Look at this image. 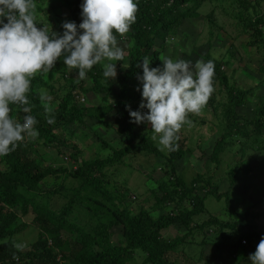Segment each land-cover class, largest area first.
Segmentation results:
<instances>
[{
  "label": "trees",
  "instance_id": "obj_1",
  "mask_svg": "<svg viewBox=\"0 0 264 264\" xmlns=\"http://www.w3.org/2000/svg\"><path fill=\"white\" fill-rule=\"evenodd\" d=\"M204 1L135 0L138 9L135 23L125 34H116L118 46L124 53L122 61L115 62L117 75L114 79L118 90L114 88V80L110 82L103 76V64L108 61L102 60L94 65L81 80L76 77V69L68 68L58 58V76L51 82L46 80L44 72H38L31 79L27 93L29 113L20 111L19 105H10L9 115L13 120L22 122L25 115L36 118L34 127L38 135L36 138L25 137L14 151L0 157V264H137L138 259V264H180L177 258H171V253L178 252L181 246L186 247L190 242L186 241L189 235L199 232L208 235L205 229L210 227L221 232L224 228L233 230L236 247L233 253L244 249L248 255L247 246L256 248L264 236V227L253 225L248 220V211L234 222H224L210 213L208 219L199 222L205 213L206 198L209 195L221 198L222 195L217 183H213L214 176L200 173L187 182L183 176L177 175V162L185 153L193 151L179 132V139L174 142L175 150L165 152L153 139L158 134L150 125L147 131L135 129L136 124L130 122L128 114V108L139 110L141 103L137 76L142 74V68L138 67L142 59L147 57L151 61L150 68L162 67L157 41L172 38L184 20L197 17V10ZM34 2L37 27L43 25L61 35L64 22L58 28L48 26L53 22L51 12H55L56 19L63 18L59 12L62 7L69 12L65 22L77 25L81 22L82 0ZM235 2L240 6L235 14L237 23L242 27L241 31L249 35V46H255L261 54L260 70L264 72V12L260 10L264 0ZM203 58L212 60L215 65L214 92L198 114L187 115L190 123H185L181 129L192 125L202 132L201 127L209 121L212 128L220 127L217 130L221 132L214 135L216 139L211 151L202 150L200 158L207 153L208 162L220 165L221 169L222 154L246 139V144L236 151L240 152V157L235 159L234 153L233 161L226 162L225 181L228 183L239 181L245 174L264 173V93L255 96L252 88L240 87L234 82L237 69L229 74L224 66L227 61L215 57L210 51ZM43 88L51 94L50 97L41 99ZM90 92L103 93V102L91 106L80 103L81 97ZM252 96L257 97L254 111H239L238 108L244 107ZM114 106H121L127 116V125L117 130L119 137H124L120 145L110 144L99 133V127L89 124L86 119L89 117L97 124L112 128L106 116ZM48 118H54V123L48 124ZM72 123H78L80 128H92L100 141L98 147H109L110 154L86 159L78 138L73 135L75 129L59 131V127ZM81 134L79 139L90 137L88 132L81 131ZM204 135L198 136L199 149H202ZM232 135L235 138L228 140ZM137 153L156 160L152 169L146 167L147 163L140 165L147 169L145 178L156 185L152 210L167 209L157 216L145 207V199L135 206L131 198L134 189L128 186L125 177L119 179L122 168L129 165L128 161L132 167ZM62 156L70 158L68 164L59 163L58 158L63 160ZM252 159L256 161L255 165H252ZM51 179L53 185H49ZM55 179L60 182L55 184ZM157 189L161 192L159 195ZM253 204H264V187L262 195ZM174 224L182 225L185 233L169 239L163 231ZM116 226L122 227L121 241L118 242L113 239ZM30 233L33 238L26 241L24 236ZM223 236L228 240L230 235ZM183 257L186 261L191 258ZM202 259L205 264L209 263L203 253L198 261ZM232 259L234 264H240L239 258Z\"/></svg>",
  "mask_w": 264,
  "mask_h": 264
},
{
  "label": "clouds",
  "instance_id": "obj_2",
  "mask_svg": "<svg viewBox=\"0 0 264 264\" xmlns=\"http://www.w3.org/2000/svg\"><path fill=\"white\" fill-rule=\"evenodd\" d=\"M80 8L79 25L65 22L58 35L42 24L37 27L34 0H0V157L14 151L25 137L38 135L34 116L25 115L17 122L9 115L12 104L19 105L23 113L30 112L27 93L38 72H49L60 58L82 80L102 60L122 61L124 53L116 34H125L135 23V0H82ZM150 62L145 57L138 65L142 68L137 76L142 99L139 110L128 108L130 122L150 124L158 134L153 139H158L162 149L174 151L177 133L190 123L187 115L198 114L214 92L215 65L212 60H197L193 65L165 57L162 67L150 68ZM116 75V63L103 64L106 79L111 82ZM47 123L53 124L54 118ZM248 259L250 264H264V236Z\"/></svg>",
  "mask_w": 264,
  "mask_h": 264
},
{
  "label": "rangeland",
  "instance_id": "obj_3",
  "mask_svg": "<svg viewBox=\"0 0 264 264\" xmlns=\"http://www.w3.org/2000/svg\"><path fill=\"white\" fill-rule=\"evenodd\" d=\"M240 6L237 5L235 0H206L201 6L198 8V16L186 19L183 23L178 27V30L172 36V38L168 37L167 40L159 39L157 41L156 48L160 51V57L163 60L165 57L172 59H184L186 61H191L194 65L197 60L205 61L203 58L204 55L210 51L215 57L223 59V61H227L224 66L225 69L232 72L233 69H237V73H235V81L239 84L240 87L244 88H252L251 92L255 94V96H259L264 93V72L260 70V64L262 63V56L258 53L255 46H249L248 34L243 33L241 31L242 27L237 23V19L235 14L238 13ZM260 10L264 12V4L260 7ZM59 12H62V19L55 18V12H51V18L53 20L52 23L48 26L49 28H58L62 23L68 20V10L67 8H61ZM208 15L211 17L208 18ZM48 23L49 21L46 20ZM211 35L213 37H211ZM211 37V39H210ZM210 42V44H209ZM115 63L116 61H108L107 63ZM60 63V60L54 63L53 67L49 70V72H44L46 80L51 82L57 74V67ZM114 80V88L118 90V84L116 79ZM92 84L93 82L89 80ZM261 83V84H260ZM42 94L46 97H50L51 94H47L46 88L41 90ZM84 101L80 100V103L91 106L98 105L103 102V93H86L84 95ZM114 101L113 98L110 100ZM257 101V97H249L247 104L238 108L239 111H254L255 103ZM211 108V107H209ZM147 109H143L142 112H146ZM204 115L205 112H202ZM208 117H211L210 114H206ZM88 118L89 124L93 123V126H97L98 131L103 137H106L110 144L112 145H120L122 141H124V137H119L117 134V130L121 127L127 125V116L123 111L121 106H114L110 114H107L106 119L110 122L113 127L110 128L101 123L94 122V119ZM210 122V121H209ZM204 124L201 127L202 132L197 128H192L190 126H185L183 129L179 131L181 138L186 140L187 145L193 148V151L185 153L184 158L179 160L176 165V173L177 175L183 176L187 182H190L197 174L206 173L208 176H214L213 183H217L219 193H221L222 197L217 198L213 195H209L205 200V213H203L202 218H199V222L208 219V214H214L221 220L234 222L248 211V220L258 227H264V204L256 205L253 204L255 201L262 195V190L264 187V173H249L243 176H240L239 181L231 184L228 183L225 177V165L226 162H232L234 159V153L243 147L246 144V139H244V143L240 140L238 145L234 144L229 147L227 151L222 154V169L221 166L216 165L214 163L208 162L207 153L202 155V150L207 152L211 151L212 146L215 141V134H219L221 130H217L220 127L212 128L210 123ZM78 123H72L70 125H65L59 127V131L66 132L75 129V135L79 140V146L84 151V157L86 159L96 158L97 155L108 156L110 154V148H100L98 147L100 144L99 139L96 137V133L92 128H80ZM149 125L147 123L136 124L135 129L147 131L149 129ZM77 126V127H76ZM77 128V129H76ZM81 131L88 132L90 135L89 138L79 139L78 135L81 134ZM202 133L205 135L204 140L201 141V148L197 147V142L199 137H202ZM98 134V133H97ZM82 135V134H81ZM75 137V138H76ZM110 137V138H109ZM116 139V140H113ZM235 138L234 135L228 138ZM76 140V139H75ZM118 141V144L116 142ZM158 144V139H156ZM158 146L162 149V147L158 144ZM163 151H167L168 149H162ZM71 152L72 150H67ZM253 155V152H251ZM63 157V156H62ZM240 157V152L236 153L235 159ZM153 157L147 156L141 153L136 154V160H133V165L130 167V161H128L129 165H126L125 168H122L123 172L120 176V180L127 179L128 186L131 189H134L135 192L131 190L132 200L137 206L142 199H145V207L151 209L155 203L153 190L156 185L145 178V174L147 173L146 167L152 169L156 163V160L152 161ZM58 158L59 163L68 164L70 158ZM132 161V159H131ZM148 164V162H150ZM140 163L146 164L144 168ZM252 165L256 164L254 159L251 160ZM162 171V170H161ZM154 176H158V173L155 172ZM145 179V180H144ZM53 179L50 180L49 185H53ZM55 184L60 182V179L54 180ZM69 183V181H67ZM149 189V190H148ZM151 189V190H150ZM156 193L159 195L161 192L157 189ZM189 205V203H186ZM167 211V209L165 210ZM163 210H152V214L157 216L163 212ZM218 228V227H217ZM214 228H206L205 232L208 235H203V233H195L194 235H189L186 239L189 240V243H186V247L181 246L178 252H172L171 258H177L180 264H195V262H199L198 264H205V260L202 259L198 261L200 255L209 260L208 264H234L232 258H239L240 264H250L248 259L249 254L255 251L252 246H247L246 251L248 250V255L244 249H240L238 253H233L236 247L233 244V233L231 229H223V232L214 230ZM114 236L116 242L121 241L119 235L122 232L121 226H116L114 228ZM211 232V233H210ZM185 233V228L182 225L174 224L170 226L168 229L163 231V235L167 238H173L178 235H183ZM223 234H228L230 236L228 240H226ZM237 236V235H236ZM25 240H31L33 238L32 233L24 236ZM237 254V255H236ZM191 257L189 260L183 257ZM235 256V257H234ZM140 260H137V264ZM232 261V262H231ZM130 264V263H128Z\"/></svg>",
  "mask_w": 264,
  "mask_h": 264
}]
</instances>
